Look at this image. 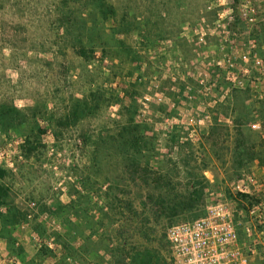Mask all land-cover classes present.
<instances>
[{
  "label": "rangeland",
  "instance_id": "374dc122",
  "mask_svg": "<svg viewBox=\"0 0 264 264\" xmlns=\"http://www.w3.org/2000/svg\"><path fill=\"white\" fill-rule=\"evenodd\" d=\"M261 200L264 0H0V264H173L218 205L262 264Z\"/></svg>",
  "mask_w": 264,
  "mask_h": 264
},
{
  "label": "built area",
  "instance_id": "2783aa9c",
  "mask_svg": "<svg viewBox=\"0 0 264 264\" xmlns=\"http://www.w3.org/2000/svg\"><path fill=\"white\" fill-rule=\"evenodd\" d=\"M252 177L246 182L252 184ZM254 184V183H253ZM248 185H238L241 193L253 194ZM209 215L194 222L180 223L169 229L168 237L171 245L173 264H250L248 252L240 245L239 236L232 219L213 207ZM250 215L261 224L260 238L254 239L255 247H260L259 259L264 264V201L252 205ZM251 235V228L247 229ZM250 253L258 252L250 248ZM11 264H18L16 257Z\"/></svg>",
  "mask_w": 264,
  "mask_h": 264
},
{
  "label": "trees",
  "instance_id": "16d2710c",
  "mask_svg": "<svg viewBox=\"0 0 264 264\" xmlns=\"http://www.w3.org/2000/svg\"><path fill=\"white\" fill-rule=\"evenodd\" d=\"M152 262V261H151ZM138 264H149V263H143V262H141V263H138Z\"/></svg>",
  "mask_w": 264,
  "mask_h": 264
}]
</instances>
